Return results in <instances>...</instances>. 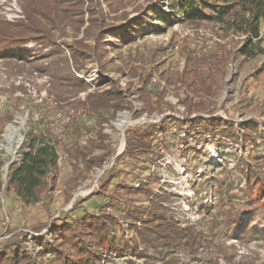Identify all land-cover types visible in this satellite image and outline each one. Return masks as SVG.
I'll use <instances>...</instances> for the list:
<instances>
[{
	"label": "rangeland",
	"instance_id": "obj_1",
	"mask_svg": "<svg viewBox=\"0 0 264 264\" xmlns=\"http://www.w3.org/2000/svg\"><path fill=\"white\" fill-rule=\"evenodd\" d=\"M172 6V0H0L2 32L7 30V24L12 25L21 30L27 40L20 51L45 54L42 55L45 60L34 63L0 59V117L8 113L11 118L3 127L0 137V158L4 163L0 175V244L25 241L29 255L47 264L53 257H40V247L36 240L40 235L50 233L51 229L40 233L33 231L31 226L39 223L38 213L42 216L48 208L58 218L62 212H66L68 205H62L75 191L72 188L76 181L80 187L74 193L72 204L78 197L88 198L92 192L97 191V187H93L97 179L103 176V167L110 164L112 167L115 153L118 155L124 152L126 143L122 134L115 127L108 126V122L91 126L74 136L63 132L61 125L73 116H80L86 121L91 119L92 116L88 115L90 102L82 105L89 94L94 95L90 99L94 105L97 102L95 93L123 91L128 102L127 108L131 105L132 112L120 111L114 120L124 118L126 128L146 118V113L140 118L133 116L135 112H142L143 108L155 111L154 117L146 118L148 121L157 122L168 115L181 117L184 112L181 99L192 98L193 94L186 85L179 82L180 76L189 69L192 61L205 57L208 63L212 60L217 62L204 65V73L212 72L215 75L212 79L215 84L211 96L203 95L206 103L203 112L222 116L224 121L233 122L240 132L254 129L262 133L264 138V21L260 23L259 37L253 38L250 45L256 56L248 58L239 53L246 34L237 30L241 25V16L236 11L227 16L223 23H181V29L192 32V36L186 38L174 30L180 12ZM40 7L51 11H40ZM66 8V13L61 14ZM160 17L166 18L167 22L160 20ZM115 26L123 27L113 31L118 29L113 28ZM93 51H96V55ZM73 52L80 57L79 61L71 60ZM66 58L69 60L68 65L65 64ZM69 69L87 84L84 90L77 92L70 84L62 88L55 87L58 82L55 85L52 77L55 80L61 79L69 75ZM102 78L107 83L99 82ZM146 80L153 94L145 89ZM158 89L165 90L163 97L158 98ZM50 92L58 96L61 94L63 101L55 106V100L48 99ZM43 102L50 108L58 107L54 117L50 115V121L55 123L54 129L59 128L60 135L65 134L60 138L58 147L59 178L55 184L63 192H56L53 196L44 195L42 200L25 210L17 203L13 192L6 189L8 167L19 159L30 122L38 115V112L34 113L35 116L32 114L35 111L33 105ZM111 115L110 112L107 117ZM17 118H22L25 126L22 144L12 157L6 153L3 140L6 128L14 124ZM94 119L89 123L93 125ZM106 146L113 152L106 158L102 170L94 168L87 171L81 159L90 153L91 157L105 155L107 151L103 148ZM244 146V138L236 144L234 141L222 144L198 143L192 151L184 153V145L179 142L155 162L132 159L123 163L120 166L121 173L113 183L130 185L136 179H146L147 182L143 183L152 186L157 193L171 196L168 202L163 203L170 218L184 226L196 227L204 235H209L215 244L217 242L223 256L216 257L215 248L207 252L204 250L203 254L200 251L201 261H193L191 264H264V240L252 241L248 237L238 241L224 231L231 222V213L227 208L234 202L236 208L240 204L242 206L246 199L243 192L246 183L241 171L252 160L250 150ZM256 150L264 155V145L259 144ZM108 192L115 193L122 201L117 210L123 214L127 212L130 199L138 206L148 205L131 192H117L114 185L108 188ZM231 196L234 198L231 199ZM101 203V199H93L86 206L97 209ZM21 214L31 226L20 228L18 222L22 220ZM243 220L244 225L248 226L250 217L244 215ZM252 225L264 229V215H255L248 227ZM245 229L244 226L242 230ZM117 230L118 236L123 233L132 236V246L136 244L138 250L143 252L146 246L134 228L125 223ZM218 233L221 234L220 239H216ZM51 237L52 233L49 235L50 241ZM147 252L154 254L152 249ZM132 258L137 260L129 253L120 257L105 253L102 264H126ZM136 262L144 264L143 259Z\"/></svg>",
	"mask_w": 264,
	"mask_h": 264
},
{
	"label": "trees",
	"instance_id": "obj_2",
	"mask_svg": "<svg viewBox=\"0 0 264 264\" xmlns=\"http://www.w3.org/2000/svg\"><path fill=\"white\" fill-rule=\"evenodd\" d=\"M172 3V7L177 8L180 12L178 22L182 24L223 23L227 16L236 11V14L241 16L239 21L241 25L237 30L246 34L245 43L239 49V53L248 58L256 56V52L250 48V45L253 38L259 37L260 23L264 21V0H172ZM46 9L51 11L49 8L40 7V11L45 12ZM66 10L68 9H63L61 14L66 13ZM68 15L71 14L68 13ZM160 20L167 22L166 18L163 17H160ZM6 26L8 27H5L7 30H4V33L0 28V59L31 61L32 63L45 60L42 56L45 54L20 51L27 40L22 35L21 30L13 28L10 24ZM81 26H77V28ZM120 27L123 26L113 27L118 28L113 31L119 30ZM110 29L112 28L110 27ZM93 53L96 55V51ZM79 59L80 57L73 52L71 60L75 62ZM207 61L208 59L205 57L195 59L192 63L190 62L189 69H186L180 76L179 82L186 85L188 91L193 94L192 98L181 99V104L184 107L181 117L168 115L162 117L157 123L136 124L126 129L125 150L120 155L115 153V161L112 167L105 170L103 176L98 180L97 191L92 192L85 199L78 197L72 204L74 193L80 187L76 181L72 188L75 191L72 196H69V199L67 198V201L64 200L62 205H68L67 211L62 212L58 218H55L56 214L52 215L46 208L42 216L38 213L39 223L31 226L26 223L23 214H21L22 220L18 222L20 228L31 226L33 231L38 233L51 229V241L49 240L50 233L40 235L36 240L40 247L39 256L44 258L51 255L53 257L47 264H102L105 253L119 257L129 253L137 260L143 259L144 264H191L193 261H201L199 260L201 259L200 251L203 254L204 250L207 252L213 248H215L216 257L223 256L221 248L217 242L215 244V241L209 238V235H204L192 225L184 226L169 217L163 203L168 202L171 196L159 194L152 186L145 183H142L138 188L132 182L130 185L120 182L113 183V180L119 177L120 166L123 163L132 159L155 162L179 142L183 143L184 153H186L196 148L198 143L215 142L222 144L225 141H234L236 144L241 138H244V147H248L250 150L252 160L250 165L241 171L246 183L245 191L243 190L246 199L242 206L239 205L241 208H236V202L232 204L230 201L232 205L227 208V211L231 213V222L227 224L226 227L228 228L224 231L228 236L238 241L248 237H251L252 241L253 239L254 241L264 240V229L255 225H252L251 228L248 227L255 215H264V155L256 152L259 144L264 145V138L261 136L262 133L254 129L249 128L240 132L233 122L224 121L222 116L203 112L206 108L203 95L211 96L215 84L212 81L215 75L212 72L204 73V65L217 62L212 60L208 63ZM65 64H69L68 58H66ZM80 69L83 70L84 68ZM48 70L50 72V68ZM148 76L151 77V75ZM52 80L55 85L58 82L55 87L62 88L70 84L77 92L84 90L87 85L83 80L77 78L76 74L73 75L71 71L69 75L62 76L61 79L55 80L52 77ZM99 82L107 83L104 78ZM145 84L147 85L145 89L153 94L154 91L149 90L150 84L147 80ZM55 87L54 91L57 92ZM164 91L157 90L158 98L164 96ZM124 95L123 91L117 90L95 93L97 102H94L93 105V101L90 99L94 95L89 94L82 105L90 102V112L85 114L91 115V119L95 118L94 124L89 123L91 119L86 121L80 116H73L68 122L61 123L63 132H66V135L74 136L87 128H91V126L101 125L104 122L110 123L120 111H131L132 106L127 108L128 102ZM49 96L48 99L55 100V106L64 99L61 94L59 96L57 93L53 95V92H50ZM33 107L35 111L32 114L35 116L34 113L38 112V115L30 122V129L21 148L19 159L9 166L6 186L8 191L13 192L17 203L25 210L42 200L44 195L53 196L56 192H60V194L63 192L55 184L59 178L58 147L60 138L65 134L60 135L59 128L54 129L55 123L50 121V115L54 117L58 107L50 108L45 102L34 104ZM110 112L112 115L107 117ZM154 112L143 108L142 112H135L133 116L140 118L143 113H146L148 118H152ZM81 116L85 115L82 114ZM10 119L8 113L4 117H0V137L3 127ZM103 149L107 151L103 156L91 157L90 153L81 159L87 171H92L94 168L102 170L106 158L113 152L112 149L109 150L108 146ZM3 165L4 163L0 158V175ZM85 179L86 176H84ZM112 185L117 187V192L119 190L129 194L131 192L137 199H142L148 205L138 206L134 200L130 199L127 212L125 211V214L121 211L118 212L117 208L119 209L122 201L115 193L109 194L108 188ZM233 198L234 196H231V199ZM93 199H101L102 203L97 206V209L87 208L86 203ZM109 206L116 208L114 214L107 212ZM244 215L250 217V222L247 221L248 226L244 225ZM124 221L134 228L137 235L141 237L143 244L147 247L144 246L143 252L138 250L136 244L132 246L134 245L132 236H125V233L122 236L117 235V229L121 228V224H125ZM244 226L246 229L242 230ZM219 237L221 234L218 233L216 239H220ZM148 249L154 250V254H148ZM106 258L108 257L106 256ZM136 261L132 258L127 260L126 264H136ZM0 264H42V262L29 255L25 241H18L0 244Z\"/></svg>",
	"mask_w": 264,
	"mask_h": 264
},
{
	"label": "bare ground",
	"instance_id": "obj_3",
	"mask_svg": "<svg viewBox=\"0 0 264 264\" xmlns=\"http://www.w3.org/2000/svg\"><path fill=\"white\" fill-rule=\"evenodd\" d=\"M25 121L22 118H17L14 124H10L4 133V149L9 156H14L16 151L21 146L23 141L22 131L24 130ZM123 128V121L118 124ZM9 169V167H8Z\"/></svg>",
	"mask_w": 264,
	"mask_h": 264
},
{
	"label": "built area",
	"instance_id": "obj_4",
	"mask_svg": "<svg viewBox=\"0 0 264 264\" xmlns=\"http://www.w3.org/2000/svg\"><path fill=\"white\" fill-rule=\"evenodd\" d=\"M180 24H181V22H178V23H176L175 25H174V30L176 31V32H178L179 34H181L182 35V37H184V36H192V32L190 31V30H185V29H181V27H180ZM245 38H246V36H245ZM146 118H148L147 116H145ZM146 118H143V121L142 122H140V123H137V124H144V123H157V122H159L160 121V119H159V121H148V120H146ZM120 121H123L124 122V126H123V128H121V127H119L117 124H119V122ZM112 126V127H115L116 129H118L119 130V132L122 134V136H123V138H124V141H125V131H126V129L127 128H129V127H131V126H134V125H136V124H133V125H130L129 127H125L126 125H125V121H124V118H118L116 121L115 120H113V121H111L110 122V124H108V126ZM126 128V129H125ZM125 150V149H124ZM123 151V150H122ZM108 166H110L111 167V164L110 165H108ZM108 166H105L104 167V169H103V173H104V171L105 170H107L109 167ZM108 167V168H107ZM102 173V174H103ZM102 176V175H101ZM99 178H101V177H99ZM98 178V179H99ZM98 179H97V183H98ZM143 182H147V180L146 179H143V180H139V179H136V180H134L133 181V185L136 187V188H138ZM97 183H96V185L93 187V189H95L96 187H97ZM107 212L108 213H110V214H114L116 211H115V209H114V207L113 206H109L108 208H107Z\"/></svg>",
	"mask_w": 264,
	"mask_h": 264
},
{
	"label": "water",
	"instance_id": "obj_5",
	"mask_svg": "<svg viewBox=\"0 0 264 264\" xmlns=\"http://www.w3.org/2000/svg\"><path fill=\"white\" fill-rule=\"evenodd\" d=\"M121 153H119L118 155H120ZM78 197V194L74 197L73 202L76 200V198Z\"/></svg>",
	"mask_w": 264,
	"mask_h": 264
}]
</instances>
